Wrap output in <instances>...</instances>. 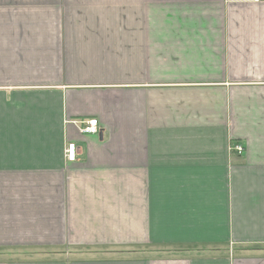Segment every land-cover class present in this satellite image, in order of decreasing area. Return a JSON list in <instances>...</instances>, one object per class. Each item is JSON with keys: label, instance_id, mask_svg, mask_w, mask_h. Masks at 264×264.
Instances as JSON below:
<instances>
[{"label": "crops", "instance_id": "0c3cea01", "mask_svg": "<svg viewBox=\"0 0 264 264\" xmlns=\"http://www.w3.org/2000/svg\"><path fill=\"white\" fill-rule=\"evenodd\" d=\"M0 264H264V0H0Z\"/></svg>", "mask_w": 264, "mask_h": 264}, {"label": "built area", "instance_id": "2783aa9c", "mask_svg": "<svg viewBox=\"0 0 264 264\" xmlns=\"http://www.w3.org/2000/svg\"><path fill=\"white\" fill-rule=\"evenodd\" d=\"M79 131L85 134H97L99 132L98 123L96 118H91L87 120H83L80 122V126L78 127ZM232 150H236V152L240 153L243 150L242 145L235 144L230 147ZM65 155L68 160H74L76 158L75 153V144L68 143L65 147Z\"/></svg>", "mask_w": 264, "mask_h": 264}, {"label": "water", "instance_id": "95a60500", "mask_svg": "<svg viewBox=\"0 0 264 264\" xmlns=\"http://www.w3.org/2000/svg\"><path fill=\"white\" fill-rule=\"evenodd\" d=\"M98 134L101 135V132L99 131Z\"/></svg>", "mask_w": 264, "mask_h": 264}]
</instances>
